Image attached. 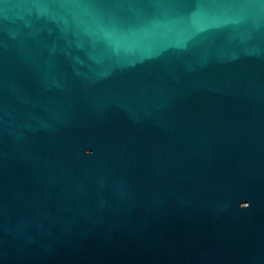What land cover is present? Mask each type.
Returning <instances> with one entry per match:
<instances>
[{
	"label": "water",
	"instance_id": "1",
	"mask_svg": "<svg viewBox=\"0 0 264 264\" xmlns=\"http://www.w3.org/2000/svg\"><path fill=\"white\" fill-rule=\"evenodd\" d=\"M0 264H264V0H0Z\"/></svg>",
	"mask_w": 264,
	"mask_h": 264
}]
</instances>
